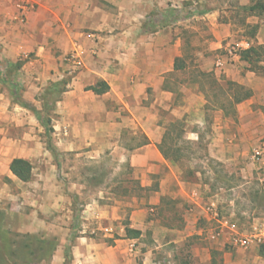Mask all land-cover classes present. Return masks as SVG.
I'll return each mask as SVG.
<instances>
[{"label":"crops","instance_id":"0c3cea01","mask_svg":"<svg viewBox=\"0 0 264 264\" xmlns=\"http://www.w3.org/2000/svg\"><path fill=\"white\" fill-rule=\"evenodd\" d=\"M164 1L36 0L35 9L23 25L12 22L6 16L9 6L0 2L1 56L10 62L24 61L18 72L27 86L25 99L35 101L36 93L51 81L65 82L53 110L58 149L92 158L106 152L121 153L141 186L151 187L152 178H160L149 200L154 205L167 194L177 195L181 184L160 144L173 123L196 120L194 112L202 110L206 103L200 82L191 79L192 68L186 59L191 45L195 47L193 67L197 71L214 72L221 86L232 81L252 91L249 98L236 103V130L227 128L223 111L218 112L210 143L212 154L226 160L241 152L247 154L250 148L254 151L260 146L259 137L264 135V77L251 70L240 55L232 58L233 63L226 60L221 69L214 70L212 66L216 52L219 49L223 52L234 37L235 23L220 20L224 7H208L210 0H187L186 3L198 2L199 11L193 16H180L167 8ZM237 1L250 11L245 26H258L254 36H248L245 47L264 46V11L259 8L251 11L264 0ZM156 10L163 12L162 22L150 17ZM202 23L210 29L212 39L201 41ZM239 42L242 43L241 39ZM72 50L83 51V66L73 76L70 74L73 65L66 60ZM2 82L0 79V86ZM99 82L108 84L109 89L96 93L89 88ZM8 85L13 87L9 81ZM3 98L5 94L0 92V99ZM5 118L8 121L13 118L10 111L7 110ZM13 144L9 129L2 130L0 209L10 215L8 227L13 231L34 235L52 227L58 237L50 251L49 264H139L140 253L141 264H158L153 249L140 247L146 228L154 225L158 231H179L182 239L199 232L189 224L177 229L155 223L149 219L148 209L138 205L131 211L128 224L141 230L142 235L128 238L126 225H115L122 219L118 206L75 213L72 203L65 202L61 184L53 180L54 166L49 162L41 166L34 178L38 185L34 197L22 199L25 192L12 193L10 185L30 181L16 177L10 163L15 157L33 162L29 155H15ZM74 185L81 187L80 183ZM80 193L78 188L75 196ZM194 193L187 192L186 196L200 204L195 197L197 192ZM16 196L29 206L14 202L9 207L10 199ZM195 213L190 217H195ZM203 213L211 220L205 208ZM98 232L103 234L102 239L94 235ZM214 233V229H209V243L192 248L195 264H264V244L236 247ZM182 239L174 241L180 243Z\"/></svg>","mask_w":264,"mask_h":264},{"label":"rangeland","instance_id":"374dc122","mask_svg":"<svg viewBox=\"0 0 264 264\" xmlns=\"http://www.w3.org/2000/svg\"><path fill=\"white\" fill-rule=\"evenodd\" d=\"M216 5L224 7L220 20L235 23L234 37L229 40L228 46L243 38L248 41L249 38L244 37V34L250 36L252 29L247 28L244 22L250 11L242 8L237 0H210L207 4L208 7ZM202 26L204 27L199 36L201 41L212 39L208 26L203 23ZM245 46L244 48H248ZM194 48L190 46L186 59L192 68L191 79L200 82L206 103L202 110L194 112L196 120H179L166 134L162 145L169 151L181 184H178L177 195L163 196L158 205L150 204L149 200L152 191L158 188L160 178L153 177V185L142 188L136 173L129 163L124 161L121 153L106 152L92 158L86 154L58 149L55 144L53 110L54 100L59 97L63 88L50 89L53 84L51 81L44 90L36 93L35 101L25 99L27 86L18 72L24 61L17 59L10 62L8 58L1 56L3 51L0 48V79L3 80L0 92L5 94V98L0 99V132L9 129V134L14 138V154L29 155L34 168L30 183H11L12 193L17 194L19 190V193L25 192L26 198L22 199L33 198L38 188L34 178H37L41 166L49 162L54 166L53 180L61 184L65 202L70 201L77 214L88 208L102 210L115 205L119 207L122 215L119 224L115 225H126L131 211L140 205L148 209V217L155 223L177 229H182L188 224L197 228L199 232L183 239L179 231H158V227L154 225L146 228L139 241L140 247L153 249V258L158 264H195L192 248L207 245L209 229L215 230L218 226L216 220L206 219L203 213L212 199L218 202L222 216L233 218L244 226L264 218V170L253 161V148H250L247 154L241 152L227 160L217 158L210 151V143L215 133L214 121L219 111H223L225 115L223 122L227 124V128L237 129L236 104L230 105L228 102V94L233 93L235 87L228 90V85L217 84L214 81V72L212 76H206L197 71L193 67L196 65ZM226 49L216 52L212 64L214 70L218 57L225 54ZM237 55H240L239 51ZM232 58L234 56L227 60L233 63ZM262 58L264 59V55ZM260 64L264 62L261 61ZM8 81L13 87L8 85ZM14 90L17 91V96L12 93ZM7 110L13 116L9 121L5 118ZM43 120L49 121L45 123ZM259 142H264V135L259 137ZM75 183H80L81 187L74 185ZM78 188H81V193L76 197ZM195 191L198 194L195 197L201 201V206L198 200L190 201L186 196L187 192L196 194ZM22 199L19 196L13 197L8 206L13 207L15 202L28 207V204L22 203ZM194 212L196 216L191 218L190 214ZM9 217L10 215L0 209V264H49L48 257L58 237L51 231L52 227L39 230L34 235L20 233L8 227ZM62 235L64 236V233ZM94 235L100 239L104 237L101 232ZM176 239L182 241L175 243ZM160 242L166 244L160 245ZM142 257L141 253L137 257L139 264ZM42 258L46 261L41 262ZM213 261H216L215 255Z\"/></svg>","mask_w":264,"mask_h":264},{"label":"built area","instance_id":"2783aa9c","mask_svg":"<svg viewBox=\"0 0 264 264\" xmlns=\"http://www.w3.org/2000/svg\"><path fill=\"white\" fill-rule=\"evenodd\" d=\"M0 2L9 6L6 16L12 22L21 25L27 22L29 13L36 7V0H0ZM164 3L167 8L180 16H193L199 11L196 1L186 3L183 0H165ZM150 17L162 22L165 16L162 11L156 10ZM241 42L243 44L238 41L227 47L225 54L218 57L215 69H221L227 58L237 55L238 51L244 49L243 45H246L247 39L243 38ZM82 52L81 50H72L66 56V60L73 65L70 70L72 76L83 66ZM252 159L259 165V168L264 170V142L254 150ZM206 211L211 219L218 222L214 234L217 237H225L229 244L244 248L252 244H264V218L256 219L249 226H244L233 218L222 216L219 204L215 199L208 203Z\"/></svg>","mask_w":264,"mask_h":264},{"label":"trees","instance_id":"16d2710c","mask_svg":"<svg viewBox=\"0 0 264 264\" xmlns=\"http://www.w3.org/2000/svg\"><path fill=\"white\" fill-rule=\"evenodd\" d=\"M256 8H259L262 11H264V3L256 4L255 6H253L251 8V11H253ZM257 28H258L257 25H255L251 28L252 33L250 34V36H254V34L257 31ZM244 37H248V36L244 34ZM239 54H240L241 59L248 63L251 70L257 72L258 74H260L264 77V64H260L261 61L264 62V59L262 58V56L264 55V46H258V47L257 46H249L248 48L241 49L239 51ZM178 60H179V58L176 59V65H177ZM202 75H206V76L211 75L212 76V73L211 72H209V73L203 72ZM214 81L217 83L216 79H214ZM64 83L65 82H61V81L60 82L59 81L53 82L50 89L64 88V86L62 85ZM227 85L229 87L228 90H230L232 87L233 88L235 87V91L233 93L228 94V97H229L228 102L230 105L239 103V102L249 98L252 95V91L250 89H246L244 87H241L235 82L227 81ZM89 88L94 90L96 93H103L109 89V86H108V84H106L104 82H99L97 85L90 86ZM12 93L17 96L16 90H14ZM54 102H56V99L54 100ZM49 120H50V118H49ZM49 120H46V121L43 120V122L47 123ZM175 124H176V122L173 123L172 126H174ZM164 140H165V138H164ZM162 144H163V142L160 144V150H161L162 154L164 155V157L166 159L171 161L172 159L170 158L169 151L165 147H163ZM10 169L13 172V174L22 181H29L32 178L33 164L26 158H23V157L13 158V160L10 163ZM141 187L145 188L143 186H141ZM125 229H126V237H128V238H137V237H140L142 235L141 230L131 228L129 226V224H126ZM111 242H112V240H111ZM34 252H35V249H33V253Z\"/></svg>","mask_w":264,"mask_h":264}]
</instances>
